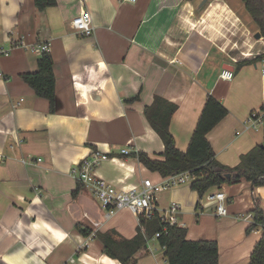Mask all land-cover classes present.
Segmentation results:
<instances>
[{
	"label": "crops",
	"instance_id": "obj_1",
	"mask_svg": "<svg viewBox=\"0 0 264 264\" xmlns=\"http://www.w3.org/2000/svg\"><path fill=\"white\" fill-rule=\"evenodd\" d=\"M84 9L91 36L71 26ZM247 20L254 23L242 0H55L43 9L34 0H0V48L9 50L0 54V264H65L70 258L72 264H122L103 251L98 236L113 231L132 239L139 215L126 209L106 215L70 168L98 149L116 159L103 161L97 174L120 187L162 177L133 155L163 152L143 113L155 95L177 105L169 129L178 150L186 149L208 94L227 110L206 134L220 164L234 167L261 144L262 122L251 126L246 119L264 111V57L255 59L264 53V39ZM19 36L26 46H13ZM44 42L53 59V111L23 79L35 71L41 56L35 47ZM223 70L233 76L222 79ZM123 147L128 155L119 152ZM181 187L165 192L168 204L182 205L187 237L215 240L218 264H248L262 231L247 232L250 219L236 215L253 216L256 200L264 210V185L239 179L209 189L225 193V216L213 215L209 202L194 213L200 197ZM156 200L165 208L159 194ZM83 228L95 237L77 250L87 238ZM150 239L135 264H167L165 250Z\"/></svg>",
	"mask_w": 264,
	"mask_h": 264
},
{
	"label": "trees",
	"instance_id": "obj_2",
	"mask_svg": "<svg viewBox=\"0 0 264 264\" xmlns=\"http://www.w3.org/2000/svg\"><path fill=\"white\" fill-rule=\"evenodd\" d=\"M242 1L264 39V0ZM54 3L55 0H34V5L39 9ZM263 57L264 53L255 59ZM23 79L36 95L48 100L49 109L53 111L56 104L51 54L42 53L37 60L35 71L25 74ZM176 108L177 105L174 102L157 95L144 108L145 118L163 143V152L159 157L150 156L143 151L133 154L145 168L158 172L162 177L185 170L190 171L193 179L189 188L195 191L198 197L215 186L219 187L221 184L239 179L250 181L252 186L264 185V138L261 144L253 146L247 153L242 154L236 166L227 167L215 159V151L206 137L208 131L226 116L227 110L224 105L213 95L208 94L205 97L204 105L185 150L177 149L174 136L169 129L171 115ZM262 131H264V112ZM227 173H232L233 176L227 179L224 177ZM251 212L253 221L246 231L249 232L252 228L259 226L262 233L253 245L248 264H264V210L257 200ZM138 217L139 228L132 239H126L113 231L99 234L98 237L103 243L102 249L110 257L118 259L122 264H135L139 250L146 249L148 240L155 233H159L156 240L165 250L167 264H218V248L215 240H191L187 237L185 227L163 224L157 211L149 219H145L142 215ZM79 230L82 234L90 232L88 228Z\"/></svg>",
	"mask_w": 264,
	"mask_h": 264
},
{
	"label": "built area",
	"instance_id": "obj_3",
	"mask_svg": "<svg viewBox=\"0 0 264 264\" xmlns=\"http://www.w3.org/2000/svg\"><path fill=\"white\" fill-rule=\"evenodd\" d=\"M126 1V0H125ZM135 1V0H129ZM71 26L74 32L83 36H91L94 32V26L90 17L88 10H81L76 16L71 18ZM13 46H26L24 39L19 36L17 39H12ZM35 51L42 54L49 51V43L37 44ZM0 54L6 56L9 54L8 49L0 48ZM1 74V73H0ZM261 81H262V91L261 98L262 104L264 106V66L261 67ZM222 79H230L233 76L231 70H223L220 74ZM264 112V111H263ZM263 112H251L249 113L246 123L254 126L255 120L262 122ZM122 155H128L129 151L127 148L123 147L119 150ZM2 155H0V162ZM116 159L112 156H109L105 152L100 150L91 151L89 155L82 157L81 160L70 168V175L78 182L87 186L94 198L101 203L102 208L104 209L106 215L114 214L117 210L126 209L133 212L136 215H142L145 219H149L150 216L157 211L158 216L160 217L163 224L175 225L182 227L180 221V214L182 211V205L176 201L172 200L165 208L157 207L156 197L158 194L165 192V190L179 187L183 183L191 182L193 175L190 171L185 170L181 173L165 175L160 177L157 181H153L150 178L142 179L138 183H134L130 186H118L116 183H113L110 180L105 179L101 175L97 174L98 166L105 160ZM40 160V158H37ZM25 162V160H22ZM204 200H198L200 210L203 209L206 203H214L212 208L213 215L216 216H225L227 214L226 208V195L220 189L215 190L212 193H205ZM201 196V197H202ZM197 204V206H198ZM197 206L195 208H197ZM237 218L250 219L253 221V216L248 214H237ZM87 238L77 246V250H81L84 246L87 245V241L95 237L94 232L90 231L86 234ZM159 233H155L152 238H157ZM149 242V240H148ZM148 246V244H147ZM74 258H70L65 264H72Z\"/></svg>",
	"mask_w": 264,
	"mask_h": 264
},
{
	"label": "rangeland",
	"instance_id": "obj_4",
	"mask_svg": "<svg viewBox=\"0 0 264 264\" xmlns=\"http://www.w3.org/2000/svg\"><path fill=\"white\" fill-rule=\"evenodd\" d=\"M250 21L247 20V23H249L253 27L254 23L252 21L251 22ZM189 184H190V182L183 183V184H181V186H182L181 188L184 189V191L185 190L188 191L190 189L189 186H188ZM181 188H179V190H181ZM159 197H160V200H161V203H160L161 207H165L166 204H168V202L171 200L170 192L160 193ZM195 199H196V201H198V200L200 201V199H202V201H203L204 200V196L200 197V199L195 197ZM199 211H200V206L198 204V206H197L196 210L194 211V213H199ZM150 242L151 241H149V243Z\"/></svg>",
	"mask_w": 264,
	"mask_h": 264
},
{
	"label": "water",
	"instance_id": "obj_5",
	"mask_svg": "<svg viewBox=\"0 0 264 264\" xmlns=\"http://www.w3.org/2000/svg\"><path fill=\"white\" fill-rule=\"evenodd\" d=\"M260 36H261V33L260 32H257V33H255V37L256 38H260ZM233 176V174L231 173V174H229V173H227V174H225V178H227V179H229V178H231Z\"/></svg>",
	"mask_w": 264,
	"mask_h": 264
}]
</instances>
